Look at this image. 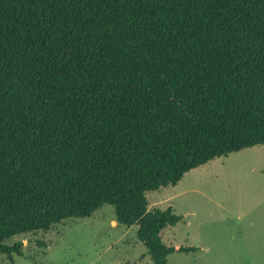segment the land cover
Masks as SVG:
<instances>
[{
    "label": "trees",
    "instance_id": "1",
    "mask_svg": "<svg viewBox=\"0 0 264 264\" xmlns=\"http://www.w3.org/2000/svg\"><path fill=\"white\" fill-rule=\"evenodd\" d=\"M258 145L264 0H0V255L109 205L167 264L146 194Z\"/></svg>",
    "mask_w": 264,
    "mask_h": 264
},
{
    "label": "rangeland",
    "instance_id": "2",
    "mask_svg": "<svg viewBox=\"0 0 264 264\" xmlns=\"http://www.w3.org/2000/svg\"><path fill=\"white\" fill-rule=\"evenodd\" d=\"M146 197L149 210L171 207L182 218L161 232L175 248L167 264H264V145L215 158ZM136 232L103 205L88 218L7 241L21 242L22 256L0 255V264H153Z\"/></svg>",
    "mask_w": 264,
    "mask_h": 264
}]
</instances>
